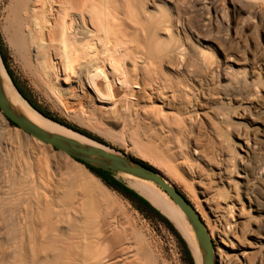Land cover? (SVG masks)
<instances>
[{
    "label": "bare ground",
    "instance_id": "6f19581e",
    "mask_svg": "<svg viewBox=\"0 0 264 264\" xmlns=\"http://www.w3.org/2000/svg\"><path fill=\"white\" fill-rule=\"evenodd\" d=\"M192 7L204 13V23H219L225 30L236 25H231L233 15L245 11L233 5L230 17L214 0H188L185 8ZM160 8L154 0H15L3 28L24 72L47 95L59 103L69 101L75 109L88 108L90 119L118 108L122 118L134 116L149 126L158 147L180 155L192 180L195 210L210 237L215 235L230 249L216 251L217 264H230V258L236 264H264V45L252 36L251 46L240 57L235 45L204 48L199 41L180 42L181 15L160 16ZM247 10L239 27L261 32L264 40V27L255 26L249 17L260 22L264 13L255 5ZM233 33L223 40L235 38ZM0 86L9 107L44 131L114 152L35 109L14 85L1 55ZM139 87L148 90L144 100L137 95ZM201 119L210 135L205 147L197 136ZM0 120L7 123L1 113ZM2 135L0 128V163L22 171H12L8 182L26 187L22 178L36 171L43 183L25 188L35 204L48 188L62 210H72L64 227L54 226V234L41 241L34 240L31 219L25 227L29 242L15 221L7 220L12 238L19 240L14 264H131L126 247L102 235L108 227L103 229L106 220L99 224L97 217L101 204H111V195L99 178L69 156L64 165L53 160L46 144L11 136L9 143ZM143 144L146 155L156 153L146 141ZM117 173L170 219L188 242L196 264H202L193 229L167 193L150 180ZM1 190L4 214L3 206L15 208L23 189L17 195ZM52 202L48 199L40 206L47 223Z\"/></svg>",
    "mask_w": 264,
    "mask_h": 264
},
{
    "label": "rangeland",
    "instance_id": "374dc122",
    "mask_svg": "<svg viewBox=\"0 0 264 264\" xmlns=\"http://www.w3.org/2000/svg\"><path fill=\"white\" fill-rule=\"evenodd\" d=\"M169 1L170 0H154L155 4L157 3L158 6H161L160 10L157 11L158 15H175L176 12H179V14L181 15L179 16L180 21H182L183 28L182 31H179L177 34V39L180 42H183L185 39L189 41L191 40L195 43H198L199 41L200 45L204 48L205 44L215 48L217 46H227L228 44H231L233 46H236L237 52L240 57H242L246 53L247 49L251 46L253 41V39L251 38L252 36L256 38L254 40L255 42L257 41L256 43L264 45V40L262 38L261 32H257L251 29H241L238 24L243 16L245 17L249 15L247 8L250 7V5H255L257 9L264 13V0H214V2H217L224 8H226L230 17H232L231 9L233 5H239L242 8L244 7L245 11L233 15L231 25H236L232 26L233 28L231 30H225L226 28L219 23H213L211 24L212 26L204 23V16H202L204 15V13H202L201 10L192 7L190 9L188 8L189 10L187 11V8H185V4L188 0H171V2ZM14 2L15 0H0V40L2 43V50L5 56L6 63L8 65V69L10 70L22 90L32 99V101H34V103L39 108L52 115L55 118L53 120L85 135L97 144L108 147L111 150L124 154L126 156L141 159L148 163L150 166L159 171L171 183H173L187 197V199L195 208V198L191 194V190L189 188V184H192V180L191 177L185 172V164H182L183 162L180 158V155L170 150L171 148H165L164 145H160L158 147L159 142H157V137H155L157 135L154 132H151L153 130L149 126H145V124L143 123L141 124L139 120H137L136 118L134 119V116L122 118L118 108V111L115 110L113 114H97L98 116L93 115V117L95 116L94 119H90L92 116H90L91 113L88 111V108L81 107L82 110L84 108L86 109L85 112L82 111L81 108L75 109V106H72L69 101L64 100V103L62 102L63 104L59 103L57 100L53 99V97L47 95L40 87H38L33 79L28 76L26 72H24L25 70L22 67L20 61L15 58L16 56L13 54L12 48L3 28L7 23L6 18L10 15V10L14 5ZM163 3H167L166 7H162ZM205 16H207V14ZM249 17L251 18L250 20L252 24H255V26L257 25L264 27V17L260 22H258V20L252 19L251 16ZM235 20L237 22H235ZM253 20L254 22H252ZM251 23L249 25H251ZM228 33L231 35L233 33L235 38H231L228 41L223 40L222 36ZM205 36L208 37L206 42ZM147 94L148 90L143 89L142 87H139L137 89V95L140 98L139 100L146 99ZM72 109L75 110L73 111ZM84 112H88L86 115H88L87 118L90 117L88 118L90 120H86L87 118H84ZM199 121L201 122L198 123L197 126V136L200 144L204 146L207 139H205V137L210 135L207 130L205 131L204 120L201 119ZM0 128L3 132L2 139H5V141L8 140L7 142L9 143L10 136L15 140L25 137V139L27 138V140H29V142L31 143L32 141L40 142L31 135L22 131L17 126L11 125L8 121L7 123H5L0 120ZM4 136L6 138H4ZM145 141L146 145H151L154 148L153 151H155L156 153L152 152V155H146L143 152V148L145 146V144L143 143H145ZM46 145L47 147L49 146V148L47 149L49 151V154H51L50 156L53 160H59L62 165L70 161V159L67 158V155H65L64 153L60 155L61 153L59 151L48 144ZM162 150L166 151L163 152ZM73 160L76 161L75 159ZM1 167H4V169ZM1 169L3 170V172L0 171V189H2V192L12 191L13 194L17 195V193L19 194L23 189L21 191L22 197L19 198V201L17 202V206L15 208H12V206L10 205H6L3 206V209L7 212L4 214L0 212V264H14L15 255L19 250V240L12 238L10 228L11 224L8 223L7 220H14L17 230L19 232H23L22 234L20 232L21 237H24L23 240L29 242L32 239H27L29 237L26 233L25 227L28 219H31L34 226V240L41 241L44 236L54 234V232L52 231L53 228H55L56 226L65 225L67 216H70L72 210L70 208H67V210L66 208H63L62 210V207H60L61 204L58 201V197L54 196L53 198H51V193L49 192L48 188L44 189L43 193L40 194V201L35 204V198L33 194L31 195L30 190L25 188L33 185H41L43 183V180L39 178L36 171H33V174H31V172L29 175L27 174L28 176L25 175V177L22 178V180H27L28 178L27 181L24 180L25 183L28 182L27 185L25 184L26 187H24L22 185L23 183L20 185H13L8 182L12 171L15 172L17 170L18 172H20L18 174L22 175V171L20 170V168L16 167V165L0 163V170ZM88 171L93 174L90 170ZM93 175L96 176L95 174ZM113 175L115 177L117 176L118 179L123 181L127 186L131 187L127 182V179L123 178L117 172H113ZM30 179L33 180L31 181ZM99 180L101 181L100 178ZM101 182L107 187L111 195V204H101V213L97 217L99 224L105 218L106 224L103 226V229H105V226L106 228L108 227L104 230L105 232L102 233V235L104 237L107 236L106 238H114L117 241L118 245L126 247L125 251L127 260H129L131 264H191L190 257L193 264H196L195 258L188 242L162 211L156 208L153 204L152 205L156 209L155 211L149 209L139 211L136 208L137 204L133 203L117 190L106 185L103 181ZM18 189L21 190L19 191ZM24 190H27L26 193ZM48 199L53 200L52 204H54V206H52L51 208V217L49 216L50 221L47 223L43 220V214L40 212V209ZM29 204L30 206H28ZM244 207L246 208V203H244ZM109 218L111 220H109ZM212 240L215 246V256L217 250L222 252L230 251V249L223 245L219 238H217L215 235H213ZM249 240L252 241L251 238H249ZM232 241L233 244L236 243L234 239H232ZM230 264H236V260L230 258Z\"/></svg>",
    "mask_w": 264,
    "mask_h": 264
},
{
    "label": "water",
    "instance_id": "95a60500",
    "mask_svg": "<svg viewBox=\"0 0 264 264\" xmlns=\"http://www.w3.org/2000/svg\"><path fill=\"white\" fill-rule=\"evenodd\" d=\"M0 112L7 121L14 123L22 131L73 159L100 167L104 170L122 172L154 182L167 193L189 221L202 254V264H217L214 255V242L205 228L201 216L187 197L167 178L166 180L155 168L146 166L132 159V157L116 151H107L101 147L79 143L57 133H48L44 131L9 107L3 96L1 86Z\"/></svg>",
    "mask_w": 264,
    "mask_h": 264
},
{
    "label": "trees",
    "instance_id": "16d2710c",
    "mask_svg": "<svg viewBox=\"0 0 264 264\" xmlns=\"http://www.w3.org/2000/svg\"><path fill=\"white\" fill-rule=\"evenodd\" d=\"M0 55L4 61V65L7 68V71L14 83V85L17 87V89L20 91V93L28 100V102L35 107L36 109H38L42 114H44L45 116L55 119L52 115H50L49 113H47L46 111L42 110L41 108H39L34 101H32V99L22 90V88L18 85L16 79L13 77L12 73L10 72V70L8 69V65L6 63L5 60V56L3 54V50H2V43L0 40ZM11 125L16 126L14 123L8 121ZM132 159L141 162L142 164L151 167L148 163H146L145 161L132 157ZM77 162L83 164L88 170H90L93 174H95L97 177H99L101 179V181H103L106 185H108L109 187L117 190L118 192H120L122 195H124L125 197H127L129 200H131L133 203L137 204L136 208L139 211H143L144 209H149V210H153L155 211V207L152 205V203L147 200L143 195L139 194L135 189L127 186L123 181H121L120 179L116 178L113 175V171L111 170H104L100 167L97 166H93L90 164H86L80 160L75 159ZM191 260V264H193L192 259L190 257Z\"/></svg>",
    "mask_w": 264,
    "mask_h": 264
}]
</instances>
